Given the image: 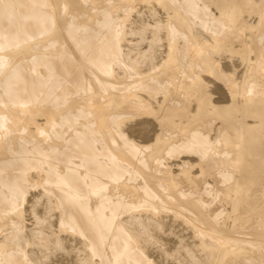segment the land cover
Masks as SVG:
<instances>
[{
  "label": "bare ground",
  "instance_id": "6f19581e",
  "mask_svg": "<svg viewBox=\"0 0 264 264\" xmlns=\"http://www.w3.org/2000/svg\"><path fill=\"white\" fill-rule=\"evenodd\" d=\"M0 264H264V0H0Z\"/></svg>",
  "mask_w": 264,
  "mask_h": 264
}]
</instances>
